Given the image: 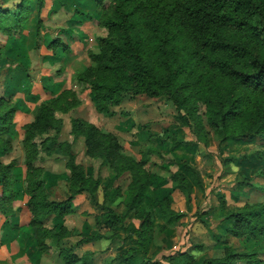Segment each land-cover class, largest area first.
Masks as SVG:
<instances>
[{"label":"clouds","instance_id":"clouds-1","mask_svg":"<svg viewBox=\"0 0 264 264\" xmlns=\"http://www.w3.org/2000/svg\"><path fill=\"white\" fill-rule=\"evenodd\" d=\"M243 2L196 25L187 0H0V264H264Z\"/></svg>","mask_w":264,"mask_h":264},{"label":"trees","instance_id":"trees-1","mask_svg":"<svg viewBox=\"0 0 264 264\" xmlns=\"http://www.w3.org/2000/svg\"><path fill=\"white\" fill-rule=\"evenodd\" d=\"M226 4L231 7L233 13L240 12L246 6L243 0H234L232 3L229 0H187L185 12L194 24L199 25L201 20L207 21L210 19L209 14L223 15ZM10 116L11 114L8 111L0 117V121H8Z\"/></svg>","mask_w":264,"mask_h":264},{"label":"rangeland","instance_id":"rangeland-1","mask_svg":"<svg viewBox=\"0 0 264 264\" xmlns=\"http://www.w3.org/2000/svg\"><path fill=\"white\" fill-rule=\"evenodd\" d=\"M9 95H12V93H10ZM30 99H34V97H30ZM8 111L12 115V113L14 112V109L10 108V109H8ZM10 119H11V116H10ZM51 179H55V177H51ZM157 194H159V190L157 191ZM9 251H11V246H9L8 248H5L2 245H0V258H3L5 256V254Z\"/></svg>","mask_w":264,"mask_h":264}]
</instances>
